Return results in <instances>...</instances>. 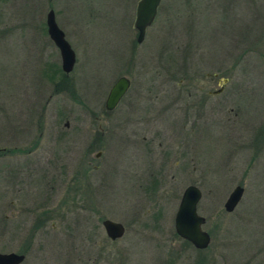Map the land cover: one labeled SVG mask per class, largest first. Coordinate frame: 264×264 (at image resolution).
Masks as SVG:
<instances>
[{
	"label": "rangeland",
	"instance_id": "rangeland-1",
	"mask_svg": "<svg viewBox=\"0 0 264 264\" xmlns=\"http://www.w3.org/2000/svg\"><path fill=\"white\" fill-rule=\"evenodd\" d=\"M138 2L0 0V252L25 254L21 264H264V0H163L142 43ZM50 10L76 52L69 74L49 36ZM122 76L130 89L108 112ZM225 78L195 149L182 140L190 178L179 191L164 173L159 185L161 172L144 170H159V158H136L120 139L126 120L143 117L133 105L163 121L138 134L160 152L162 129L181 118L175 89L185 103ZM195 178L211 236L204 250L175 231ZM237 185L245 192L228 212ZM104 219L122 222L125 235L112 241Z\"/></svg>",
	"mask_w": 264,
	"mask_h": 264
},
{
	"label": "flooded vegetation",
	"instance_id": "flooded-vegetation-1",
	"mask_svg": "<svg viewBox=\"0 0 264 264\" xmlns=\"http://www.w3.org/2000/svg\"><path fill=\"white\" fill-rule=\"evenodd\" d=\"M140 1L141 0H139V2ZM162 1L163 0H161V2L159 4L157 14L159 13V9H160V6L162 4ZM139 2H138V5H139ZM138 5H137V9H138ZM137 9H136V14H137ZM47 29H48V27H47ZM138 34H139V30H138ZM52 42H54V41L52 40ZM211 76H212V74H210V73L207 74V77H211ZM217 76H218V74H214L212 77H217ZM130 81H131V79H130ZM227 82H228V78H225L224 82L216 90H206V88L205 89L195 88V91L192 90L191 92L188 93L189 99L188 100L185 99L184 100V101H186L185 103H183V92H184V90L181 88L175 89V93L172 94V96H174V97H171L170 100L175 106H181V108H182L181 113H180L181 118L178 119L177 121H175V124H176L175 126L172 127V126L166 125L168 127L164 126V128L162 129L163 130L162 133L164 134V136H162V139L158 142V148L161 150L160 152H155V151L151 152V147H154L152 144L154 142V138H151L150 136H147V135H144L141 138L138 136L140 129L143 128L144 131L149 133L152 131L151 130L152 127L158 129L159 127H161L160 124L163 123V121H160V120H151V118H150V116H151L150 112L151 111L150 110L148 111L144 107V103H143L142 109H138L137 105H133V107H134L133 113H138V112H140V110L141 111L143 110L142 119H140L139 121L135 118L129 119L130 121L126 120L125 123L129 122V124H127L125 126L126 130H124V129L120 130V127H122V126L117 125L118 129L120 130V136H121L120 139L122 140V142L124 140V142L127 143V145L130 147V152L132 155H135L136 158L143 156V157H141L142 159L147 158L150 155H153L155 157V159L159 158V160H160L159 170H156V168L152 169L150 167L154 171V172H150L149 169L147 170L144 168L145 172L150 173L149 175H151V174L154 175L158 171L161 172L159 185L163 182L162 176H164V175H162V174H164V173H166V175L170 174L173 179H176V180L172 181V182H174V184H172V186L175 188H179V191L182 189L181 187L184 184L183 182L186 179L188 180L190 178V174L187 172V169L184 168L182 165L183 164L182 158H181L183 155L182 147L186 143V142H183L182 140L187 139V138L190 139L191 142L193 143V147L195 149V144H196L195 133L197 132V130L199 129L200 126L208 123L210 121V119H213L215 114L218 113V111L221 108V105H218L217 110H215L214 109L215 106H213L214 102H213V100L211 101L210 98H212L215 95H220L225 90V86H226ZM130 85H131V83H130ZM129 89L127 90V92L129 91ZM163 91H165V90L163 89ZM127 92L125 93V95L122 97L120 102L117 104V106L113 110H108L106 107V102H105L106 110L108 112L114 111L119 106V104L122 102V100L126 96ZM175 97H176V99H175ZM171 123L174 124V122H171ZM129 127H133L131 132L128 129ZM115 134H117V132ZM172 160H175L174 166L170 165ZM163 165H164V167H163ZM193 180L195 181L196 184L195 183H188L185 186V189L182 191L177 212H178L179 207L181 205L184 192L186 191V189L189 186H192V185L197 186L202 192V196H201V199H202V197H203L202 185L201 184H199L200 186L197 185L198 184L197 178H195ZM244 192H245V188H244ZM201 199H200V201H201ZM241 200H240V202H241ZM239 203H238V205H239ZM225 204H224V208L226 210ZM198 206H199V203H198ZM236 207H235V209H236ZM234 210H232V211H234ZM232 211H228V212H232ZM177 212H176V214H177ZM198 212H199V209H198ZM175 217H176V215H175ZM103 221H102V224H103ZM206 222H207V218H206ZM205 223H204V225H205ZM204 225H203V229H204ZM175 231H176V228H175ZM110 239L112 241H116L120 238H117V239L110 238ZM184 240H186V239H184ZM186 241H188V240H186ZM188 242L191 243L190 241H188ZM202 250H204V249H202Z\"/></svg>",
	"mask_w": 264,
	"mask_h": 264
},
{
	"label": "water",
	"instance_id": "water-1",
	"mask_svg": "<svg viewBox=\"0 0 264 264\" xmlns=\"http://www.w3.org/2000/svg\"><path fill=\"white\" fill-rule=\"evenodd\" d=\"M160 2L161 0H141L139 2L135 22V27L139 30L137 39L139 43L144 41L147 28L155 20ZM47 25L51 39L60 49L62 68L69 74L74 70L76 64V52L66 39L65 32L58 25L54 10H50L47 15ZM130 83L131 81L127 76H122L117 80L107 97L106 107L108 110H113L117 106L129 89ZM243 194L244 187L242 185L236 186L226 201V210H234L242 199ZM201 196L202 192L197 186L192 185L186 189L175 217V228L182 238L190 241L195 247L206 249L210 245L211 236L203 229L206 217L198 212V203ZM103 226L107 235L112 239L121 238L126 233V227L122 222L105 219ZM25 259L26 255L22 253L0 252V264H21Z\"/></svg>",
	"mask_w": 264,
	"mask_h": 264
}]
</instances>
